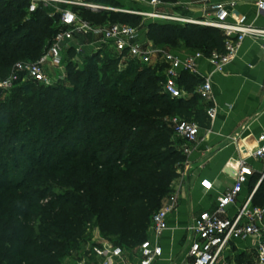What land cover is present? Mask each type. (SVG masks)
<instances>
[{
  "label": "trees",
  "instance_id": "1",
  "mask_svg": "<svg viewBox=\"0 0 264 264\" xmlns=\"http://www.w3.org/2000/svg\"><path fill=\"white\" fill-rule=\"evenodd\" d=\"M69 8L95 25L141 28L131 14ZM27 10L25 0H0V79L18 62L37 61L59 31L57 15L50 18L42 8L33 14ZM146 29L147 40L155 46L174 50L183 43L205 55L224 52L225 37L216 29L170 24H149ZM72 57L69 48L64 65L70 86L25 81L7 94L0 92V159L18 149L26 167L16 181L5 168L1 172L0 264H61L67 249L79 246L88 224L115 247L139 246L184 170L186 157L166 119L190 121L199 115L192 93L200 81L183 74L180 85L192 98L173 100L160 86L162 65L129 63L119 70L111 55L105 60L93 55L79 67ZM24 103H33L27 112ZM31 130L41 137H30ZM67 138L72 147L62 144ZM259 181L253 175L249 191L256 188L252 204L264 208V180ZM49 185L65 191L54 193Z\"/></svg>",
  "mask_w": 264,
  "mask_h": 264
},
{
  "label": "built area",
  "instance_id": "2",
  "mask_svg": "<svg viewBox=\"0 0 264 264\" xmlns=\"http://www.w3.org/2000/svg\"><path fill=\"white\" fill-rule=\"evenodd\" d=\"M25 1L28 2V14L35 13L39 8L46 11L54 9V12L49 13L48 16L59 17V31L37 61L18 62L13 66L8 77L0 79L2 94H7L16 84L25 81L45 87L62 81L66 76L64 63L69 48L73 51L70 61L78 65L82 62V57L95 55L102 58V53L108 50L117 61L118 69L121 70L129 63L151 68L157 65L164 66L165 77L160 86L162 92L173 100L191 96L180 85L183 74L200 81L194 88L192 96H196L206 104L203 107L205 115L208 120L213 121L216 116V107L212 104L211 74H202L199 63L207 62L212 68V73H222L224 67L235 58L246 38L259 41L264 54V27L244 25L234 15L237 4L242 0H201L203 16L199 19L158 12L154 9L159 8V0H147L148 5L154 8L148 13L127 12L131 15H143L161 23L194 25L220 31L225 37L224 52H212L209 55L198 50L181 55L152 43L141 42L140 28L120 23L95 25L81 19L69 8L77 6L92 11L108 10L89 0ZM256 7L259 12H264L262 0L256 2ZM75 35L93 36L98 40L70 47L69 43ZM166 123L172 129L174 140L180 143L179 150L187 159L191 147L201 140L199 137L201 127L194 121H186L178 116L167 118ZM250 157L264 162V134L258 138V147L250 154ZM186 163L187 160L185 165ZM185 165L183 172H185ZM181 175L174 182L173 192L165 200L168 203L162 205L152 216L147 239L132 249L115 247L110 243L102 244L97 251L99 264H157L160 262L163 252L158 240L167 230L168 217L179 199ZM252 176L253 170L246 165V159L240 160L236 180L218 197L215 209L212 212L199 213L188 226L189 241L184 259L174 264H225L230 256L236 253L242 254V246L247 242H250V246L246 249L254 253V261L251 264H264V208L252 204L256 188L237 205L239 196ZM262 179H264V173L260 181ZM200 185L205 192L212 189V184L207 180H203ZM231 208H236L233 214H230Z\"/></svg>",
  "mask_w": 264,
  "mask_h": 264
},
{
  "label": "crops",
  "instance_id": "3",
  "mask_svg": "<svg viewBox=\"0 0 264 264\" xmlns=\"http://www.w3.org/2000/svg\"><path fill=\"white\" fill-rule=\"evenodd\" d=\"M200 1L197 0L192 16L183 17L202 18ZM257 1L242 0L237 4L234 15L242 24L264 27V12L257 10ZM97 40L90 36L81 44ZM140 41L151 43L147 40L146 27L140 28ZM158 47L172 50L164 45ZM260 47L259 41L246 38L222 73H212L207 62L199 63L202 74H211L212 104L216 107V116L213 121L208 120L203 110L206 104L197 99L199 115L194 121L202 129L201 140L191 147L186 159L179 199L168 217L167 230L158 240L163 254L157 264H174L184 259L189 241L188 226L199 213L215 209L218 197L236 180L240 160L246 159V165L253 170L254 176L261 178L264 173V162L250 157L258 147V138L264 134V54ZM173 51L187 55L195 50L180 47ZM175 142L180 144L177 140ZM203 180L212 184L211 191L203 190L200 185ZM249 184L244 187L237 205L250 194ZM167 203L165 201L163 205ZM235 209L231 208L230 214ZM249 246L250 242L243 244L242 254L254 256L250 249H246Z\"/></svg>",
  "mask_w": 264,
  "mask_h": 264
},
{
  "label": "rangeland",
  "instance_id": "4",
  "mask_svg": "<svg viewBox=\"0 0 264 264\" xmlns=\"http://www.w3.org/2000/svg\"><path fill=\"white\" fill-rule=\"evenodd\" d=\"M2 1H13V0H2ZM70 1V0H68ZM160 1V0H159ZM99 5L102 7L108 9L103 11H108L112 13H118V14H128V11L138 12L140 14L148 13L150 10H153L154 8H151L148 5L147 0H99ZM197 0H179L176 3H167L160 1L159 8H156L154 10L165 13V14H179L181 16H192L194 14V7H197ZM115 3L119 6H115ZM101 11V10H98ZM51 12H54V9H47L46 13L49 14ZM133 17L137 18V20H134L136 25L139 27H146L149 24H170V23H161L159 21H152L150 18H147L143 15H132ZM174 26H185V25H179V24H170ZM90 38V36H80L75 35L74 39L71 41V46H75L77 43L81 44L87 41ZM185 47L184 44H179L177 48ZM175 48V46L173 47ZM110 53V54H109ZM112 53L108 50L106 53H102V58L105 60L106 56H110ZM85 57H82V61ZM100 58V59H102ZM69 58H65V63L69 62ZM79 67H82L81 63L78 65ZM127 66V65H126ZM124 67V69L126 68ZM121 70V69H119ZM123 70V69H122ZM62 84L65 86H70V83L67 82L66 78L64 77L62 79ZM34 103V101H33ZM32 103V104H33ZM195 102L194 104H196ZM32 104L24 103L23 108L25 112L29 111L32 108ZM195 106V105H194ZM190 117V116H189ZM190 121H197L198 118L190 117L188 118ZM40 126V121L36 123V128ZM30 137L34 136L37 139L41 136H38L37 132H34V130H31V133L29 135ZM76 137V136H75ZM28 137H25L24 139L27 140ZM2 139L0 138V141ZM5 145L3 146L4 149L8 148L6 147V143L4 140L2 141ZM72 141L67 138V140H62V144H66L69 147H72ZM18 144V143H17ZM4 152V151H3ZM16 165H18V168L16 169ZM0 176L2 169H6L8 178L16 181L18 180L21 175L22 170H24L25 167V158L22 156V154L19 153V150L17 149L16 153L12 155L11 157H7L3 154V156L0 159ZM42 169L39 167L37 170L40 171ZM18 170V171H16ZM3 182V181H2ZM26 184H28L26 182ZM26 186V185H25ZM52 187V191L57 194H63L65 190L57 189L56 187L49 185ZM21 191L25 194V189L22 187ZM28 198V196H26ZM29 199V198H28ZM38 226V222H36V227ZM84 234L82 239L79 242L78 247H74L73 249H67V253L63 256L62 260L60 261L61 264H78L79 262H82L83 264H99L100 260L98 258L97 251L101 248L102 244L109 243L108 241L101 238L99 234V230L97 227H95L93 224H88L84 228ZM113 246V245H112ZM11 245H9L8 248H10ZM13 252V251H12ZM251 255V254H250ZM245 256V258L242 260L243 256L239 257V253L234 254L233 256H230L229 259L225 262V264H238L240 262L241 264H249L251 263L252 259H254V256ZM6 260V259H5Z\"/></svg>",
  "mask_w": 264,
  "mask_h": 264
},
{
  "label": "water",
  "instance_id": "5",
  "mask_svg": "<svg viewBox=\"0 0 264 264\" xmlns=\"http://www.w3.org/2000/svg\"><path fill=\"white\" fill-rule=\"evenodd\" d=\"M74 7H77V6H74ZM262 180H264V179H262ZM262 180L259 182V184L262 182ZM259 184H258V185H259ZM258 185H257V187H258Z\"/></svg>",
  "mask_w": 264,
  "mask_h": 264
}]
</instances>
